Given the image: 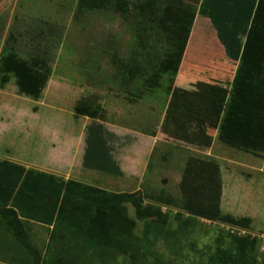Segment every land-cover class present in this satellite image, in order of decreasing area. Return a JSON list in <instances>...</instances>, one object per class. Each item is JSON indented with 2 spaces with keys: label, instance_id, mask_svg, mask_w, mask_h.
<instances>
[{
  "label": "rangeland",
  "instance_id": "rangeland-1",
  "mask_svg": "<svg viewBox=\"0 0 264 264\" xmlns=\"http://www.w3.org/2000/svg\"><path fill=\"white\" fill-rule=\"evenodd\" d=\"M77 1L0 0V58L4 52L13 51L25 58H46L51 66V76L38 100L21 94L14 76L3 81L0 73V152L19 149L25 143L21 142L19 129L12 127L15 121L61 120L69 126L67 130L76 131H81L85 124L86 137L92 120L102 122L121 138L115 144L114 154L123 174L86 168L82 160V165L70 169L72 175L67 179L95 187L99 198L111 192L140 194L143 203L155 205L170 218L181 213L198 224L192 233L179 230L170 247L166 241L159 240L155 250L161 260L149 256V264H207L219 247L235 248L229 242L232 234L256 241L261 263L264 153L257 156L221 142L217 125L208 124V133L213 138L210 145L176 136L164 125L169 110L175 116L186 108L204 114V106L211 109L207 112L213 119L220 120L239 62L224 56L212 36L210 24L202 28L204 17L193 16L189 41L173 83L170 74L158 73L160 85L146 88L143 79L157 74L164 54L172 49L163 40L164 33L156 32L150 39H142L124 15L111 9L84 12L77 18ZM116 57L122 60V68L114 65ZM133 62L140 68L145 65L148 72L138 75L136 67L137 74L134 73L130 70ZM135 93L140 97H134ZM92 94L100 105L96 117L76 114L77 102ZM184 121L178 123V128L186 127L188 122ZM27 141L37 148L41 143L33 137ZM86 145L85 138V150ZM193 160L218 165L222 177L221 213L250 218L249 228L197 216L184 208L182 183ZM127 206L135 217L132 205ZM2 211L0 208V264H34L37 258L42 260L52 226L21 220L18 228L13 229ZM138 222L140 232L142 221ZM98 262L111 264L112 261ZM113 264H122V259Z\"/></svg>",
  "mask_w": 264,
  "mask_h": 264
},
{
  "label": "trees",
  "instance_id": "trees-1",
  "mask_svg": "<svg viewBox=\"0 0 264 264\" xmlns=\"http://www.w3.org/2000/svg\"><path fill=\"white\" fill-rule=\"evenodd\" d=\"M238 3L239 8L233 15L223 12L215 14L205 8V1L204 7L200 9L201 14L208 16L217 29L227 57L239 62L229 95L223 103L221 119H213L207 112L211 109L204 106V114L186 108L182 114L175 116L173 110H169L164 125L174 135L206 145H210L213 140L207 130L208 124L212 127L217 125V137L221 142L262 156L264 11L262 13L261 10L264 0H251L252 7L256 3L253 16L244 13L247 4L245 0H238ZM192 6L183 0H78L75 16L78 18L84 12L111 9L124 15L142 39H150L156 32L164 33L163 40L172 49L164 54L157 74L143 79L146 88H154L160 85V73L170 74L173 83L179 71L194 24L196 10ZM114 65L122 68V60L114 58ZM138 65L136 62L131 63L130 70L137 74V67L138 75L144 76L148 68L145 65L140 68ZM0 73L3 74V81L14 76L18 91L38 100L51 76V66L46 58H25L13 51H6L0 58ZM171 91L172 84L167 87V92ZM132 95L140 97L137 93ZM99 109L98 98L94 94L81 98L75 106L76 114L92 118L96 117ZM181 120L188 122L184 129L178 128ZM120 140L102 122L92 120L87 130L83 166L122 175L114 154L115 144ZM182 188L184 208L190 213L242 228L251 226L248 217L235 218L231 214L221 213L222 177L215 162H190ZM0 189H7L8 197L15 192L14 204L8 207V201H5L1 202L3 206L0 207L9 217L13 229L18 228L22 218L52 226L47 253L42 260L37 258L34 264H99L98 261L105 262L107 259L113 264L119 258L122 264H149V256L161 260L155 250L159 240L166 241L170 247L174 239H177L176 233L179 230L192 233L198 225L181 213L170 218L155 205L143 203L140 194L111 192L99 198L98 190L82 181L26 169L8 160H0ZM96 199L101 202L98 203ZM128 203L132 205L135 217L130 215ZM139 220L142 221L140 232ZM229 238L235 248L219 247L207 264L259 263L256 241L233 234ZM259 264H264V258Z\"/></svg>",
  "mask_w": 264,
  "mask_h": 264
},
{
  "label": "crops",
  "instance_id": "crops-1",
  "mask_svg": "<svg viewBox=\"0 0 264 264\" xmlns=\"http://www.w3.org/2000/svg\"><path fill=\"white\" fill-rule=\"evenodd\" d=\"M183 1L193 5L192 7L194 8V10H196V17H204L202 28H204L206 24H208V27L209 24L211 25V27L209 28H212V32H214V35L211 32L212 36H214L215 40H217L219 48L224 56H227L225 47L218 38L217 29L208 16L201 14L200 9L202 6L204 7L205 1V4L207 5V7L205 6V8L211 10L215 14H220V12H223V14L226 15H233L239 8L238 0ZM245 2L247 4L244 13L251 14L253 16L256 11V3L252 7L251 0H245ZM261 11L263 13L264 7ZM14 123L15 125L13 126ZM8 125L10 126V123ZM12 127H16L19 129V131L22 133L21 142L23 141L27 143H23L21 147H18L19 149L11 150L7 148L5 152H0V160H8L15 164L22 165L26 169L32 168L38 171L52 173L65 179L72 175V171L70 169H73L76 165H82L86 138L85 124H83V128L81 131L67 130L69 129V126L65 125V123L61 120H58L56 122L15 121L12 123ZM30 137L38 138L41 141L38 148L35 147L34 144L30 143V141H27L28 139H30ZM17 139H21V137H17ZM20 150L24 152L20 153ZM64 153L65 156L63 155ZM7 192V189H0V207L1 205L3 206L1 202L5 203V201H8V207L14 204L13 202L15 201V192L10 195V197H8ZM22 219L25 220V218Z\"/></svg>",
  "mask_w": 264,
  "mask_h": 264
}]
</instances>
